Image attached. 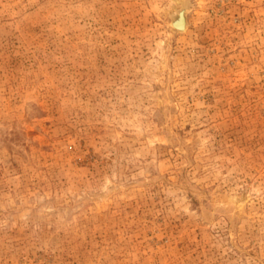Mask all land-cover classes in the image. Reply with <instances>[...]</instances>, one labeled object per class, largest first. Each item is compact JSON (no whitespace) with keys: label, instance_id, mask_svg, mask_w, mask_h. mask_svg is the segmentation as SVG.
<instances>
[{"label":"rangeland","instance_id":"obj_1","mask_svg":"<svg viewBox=\"0 0 264 264\" xmlns=\"http://www.w3.org/2000/svg\"><path fill=\"white\" fill-rule=\"evenodd\" d=\"M0 264H264V0H0Z\"/></svg>","mask_w":264,"mask_h":264},{"label":"bare ground","instance_id":"obj_2","mask_svg":"<svg viewBox=\"0 0 264 264\" xmlns=\"http://www.w3.org/2000/svg\"><path fill=\"white\" fill-rule=\"evenodd\" d=\"M179 12V11H178ZM184 13H185V11L184 10H181L180 12H179V14L176 16V19H175V21H174V23L177 25V26H179V27H185V18H184Z\"/></svg>","mask_w":264,"mask_h":264},{"label":"water","instance_id":"obj_3","mask_svg":"<svg viewBox=\"0 0 264 264\" xmlns=\"http://www.w3.org/2000/svg\"><path fill=\"white\" fill-rule=\"evenodd\" d=\"M181 10H184V11H185V13H184V18H185V23H186V24H185V27H179V26H177V25L174 23V21H175V19H176V16L179 14V12H180ZM179 12H178L177 15H175V16L173 17V19H172V24H173L176 28H179V29H185L186 26H187V14H186V6H184V4H183V8L179 9Z\"/></svg>","mask_w":264,"mask_h":264}]
</instances>
